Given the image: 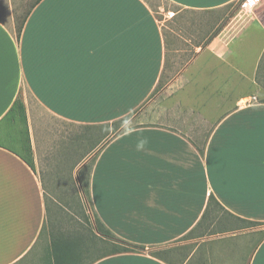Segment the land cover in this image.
Here are the masks:
<instances>
[{"label": "crops", "instance_id": "1", "mask_svg": "<svg viewBox=\"0 0 264 264\" xmlns=\"http://www.w3.org/2000/svg\"><path fill=\"white\" fill-rule=\"evenodd\" d=\"M35 1L19 37L0 21V264H49L46 191L66 185L53 181L59 176L75 183L81 168L80 135L76 146L74 136L54 146V159L40 158L46 151L37 145L24 92L61 123L98 127L140 109L165 65L162 28L144 0ZM166 1L213 11L239 0ZM247 30L263 41L254 59L240 60ZM263 53L258 20L240 35L224 28L200 48L197 55L213 64L189 79L225 90L228 106L204 117L214 124L201 146L174 113L169 124L131 127L99 149L88 183L92 212L144 251L82 264H264V101L255 99ZM242 83L252 92L232 94ZM18 100L25 122L12 112Z\"/></svg>", "mask_w": 264, "mask_h": 264}, {"label": "rangeland", "instance_id": "2", "mask_svg": "<svg viewBox=\"0 0 264 264\" xmlns=\"http://www.w3.org/2000/svg\"><path fill=\"white\" fill-rule=\"evenodd\" d=\"M35 0H0V21L14 35H17V28L24 15L29 10ZM151 11L160 22L162 34L165 41V65L162 78L151 96L140 107V109L127 121L126 127H135L141 124L165 123L169 124L167 117L175 118L174 113L181 119L184 127L191 131L190 139L197 146H201L206 135L212 128L214 120L204 119L215 118L222 110L228 106L224 104L222 98L226 91L223 89H210L203 85L199 79L190 80V74L201 70L203 64L213 61L203 56H198L200 47L218 35L224 28H227L229 35H240L244 27L251 21L258 20L264 26V0L250 11L240 10L237 3L225 6L213 11H190L171 5L166 0H144ZM257 24H252L253 31ZM259 34L258 32H255ZM252 33L247 30L240 38L241 58H250L257 55L262 43V36L252 38ZM200 46V47H199ZM216 68V64H214ZM181 75V77H180ZM180 77V78H179ZM212 77L206 73L205 79ZM179 78V80H178ZM178 81V82H177ZM208 81V80H206ZM258 85L257 101H264V74L259 68L256 74ZM180 86L178 89L177 87ZM177 89V90H176ZM250 93L245 83L238 86L232 94ZM23 95V94H22ZM23 99L27 101L30 117L34 123L36 131L37 145L42 147V151L49 152V156L44 153L41 157H51L54 159L53 147L60 142L67 145L69 139L80 135V155L81 168L76 174V178L68 180L54 179L56 183L66 181V185L49 186L46 191L47 221L42 234L51 236L53 233L71 234L75 231L89 232L92 229L91 204L83 198L78 186V176H85L88 166L97 155L101 144L100 128H85L61 123L45 112L31 97L24 92ZM244 99L242 103L248 102ZM187 106V110H180L178 104ZM173 114V115H172ZM185 118L187 119L185 121ZM106 129V128H104ZM103 130V129H102ZM38 135V136H37ZM91 137L89 139H86ZM87 163V167L83 164ZM82 169V171H81ZM110 243L96 241L95 246L88 254L82 258V263H87L91 259L109 251Z\"/></svg>", "mask_w": 264, "mask_h": 264}, {"label": "trees", "instance_id": "3", "mask_svg": "<svg viewBox=\"0 0 264 264\" xmlns=\"http://www.w3.org/2000/svg\"><path fill=\"white\" fill-rule=\"evenodd\" d=\"M36 2H38V0H36L35 3ZM24 19H25V15L17 28V37H19L20 35ZM210 40L211 39H209L202 47L200 46L199 47L201 49L204 48L210 42ZM259 68H262L264 74V53L262 54L259 60L258 70ZM138 110L116 121H113L110 124L98 126V128H100L99 134L101 136V141L98 143L101 144L100 149L112 138L131 129V127L130 128L126 127L127 126L126 123ZM15 111L20 116V118H22L23 122H25L23 104L19 100L14 105V109H12V112ZM85 128H95V127H85ZM89 138L91 137H88L86 139ZM198 151L202 153V148H198ZM94 159L95 157L93 158L92 163L94 162ZM92 163L90 164V166H88V171L86 172L85 176L83 174H82L83 177L78 176L81 194L88 204H91L88 183H89V174ZM83 167H87V163L83 164L82 168ZM209 202L210 205L211 204L217 205L216 202L213 201V199H210ZM91 222H92V229L89 232L75 231L74 233L67 235L60 233L51 234L50 243L48 247V254L46 256L48 263L49 264H82L83 256L89 253V250L93 249L96 241L102 243L103 242L110 243L109 251L102 253L100 256L103 255L111 256L120 253H134V252L144 251V247H140L117 238L109 230L106 229V227L100 222V220L94 214ZM250 224L256 225L257 223H250ZM150 254L154 257H157L159 255V253L156 252L154 253L151 252Z\"/></svg>", "mask_w": 264, "mask_h": 264}, {"label": "built area", "instance_id": "4", "mask_svg": "<svg viewBox=\"0 0 264 264\" xmlns=\"http://www.w3.org/2000/svg\"><path fill=\"white\" fill-rule=\"evenodd\" d=\"M261 1L262 0H239L238 6L240 10L250 11L255 8ZM251 100H254V98H252Z\"/></svg>", "mask_w": 264, "mask_h": 264}, {"label": "clouds", "instance_id": "5", "mask_svg": "<svg viewBox=\"0 0 264 264\" xmlns=\"http://www.w3.org/2000/svg\"><path fill=\"white\" fill-rule=\"evenodd\" d=\"M141 146H142V144H141Z\"/></svg>", "mask_w": 264, "mask_h": 264}]
</instances>
